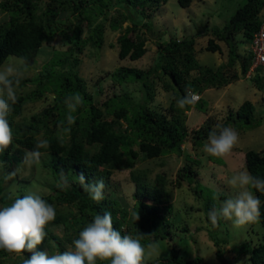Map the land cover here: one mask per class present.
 Here are the masks:
<instances>
[{
  "label": "trees",
  "instance_id": "1",
  "mask_svg": "<svg viewBox=\"0 0 264 264\" xmlns=\"http://www.w3.org/2000/svg\"><path fill=\"white\" fill-rule=\"evenodd\" d=\"M167 1L46 0L44 7L40 9L39 0H0V9L7 14V20L0 24V67L10 56L21 59L25 66H32L42 45L53 39L56 34H61L71 45L66 58L62 59L56 55L50 63L42 67L37 79L20 78L16 89H23L28 83L35 84L36 89L27 95H17L14 111L8 116L14 144L19 148L32 151L38 138L49 142L48 148L40 151L48 154L49 160L44 165L51 172L56 186L53 187V194L43 199L52 205L67 204L77 208L75 215L58 214L56 211V219L47 226V236L37 251L48 250L50 254L55 250L64 252L61 239L52 234L50 227L62 225L66 231L63 240L72 245V241L78 238L79 232L93 217L96 214L103 215L105 211L111 212L114 228L120 230L122 235L129 234L141 238L144 244L159 240L172 243L169 230L172 220L161 215L165 205L164 208L171 210L163 175H156L155 184L152 185L146 183L142 175L131 172L130 177L135 187V204L131 211L106 197L100 202L91 200L78 179L81 174L88 184L103 179L106 189L112 173L120 168L130 167L140 155L145 160L160 159L171 153L180 156L183 153L181 146L189 136L195 144L201 145L208 137V130L202 129L205 134L200 129L188 133L184 119L188 111L193 108L202 111L206 104L200 98L201 101L181 109L177 106V100L185 95L186 89L202 94L208 89H220L237 80L236 72L230 75L227 72L233 69L239 57L237 47L228 51L226 65L214 69L200 65L196 60L194 37L169 39L157 43V53L153 65L148 70L120 67L110 73L112 81L119 85L141 82L146 92L145 104L134 101L127 94L114 95L101 103L100 107L93 103V95L87 91L77 66L78 55L87 45L102 47L104 28L102 22L91 28L95 18L104 16V21L110 18L112 31H117L131 18L132 25L127 26L125 32L117 39L118 58L136 61L146 53V39L143 33H139L138 25L151 28L150 21L143 22L150 19L148 12L157 10ZM190 3L191 0H179L182 8L189 7ZM64 5H67L76 17L74 23L56 21L59 11L66 9ZM112 9L119 10L115 17L110 15ZM263 9V0H245L222 28L213 30L215 39L207 41L205 50L212 53L221 52L217 42L231 47L232 41L242 36L248 44L249 53L242 57L241 68L243 73L248 72L253 63L251 41L264 22V15H261ZM85 29L91 30L87 38H83ZM258 67L254 68L253 72ZM155 82H160L162 89L172 95L168 108L162 111L150 106L154 98L152 89ZM48 93L53 95L52 106L32 115L27 121L15 122V118L22 115L27 102L40 100ZM75 93L83 97L84 103L73 113L75 123L71 126L65 123V128L70 127V131L65 132L58 126L68 111L64 100L69 94ZM230 123L236 131L250 130L259 127L262 119L256 116V107L250 101H244L234 113L230 112L221 127H228ZM134 146L137 150H134ZM8 152L7 149L2 154V161L9 159ZM185 159L189 160V157L185 156ZM189 163L196 164L193 160H189ZM189 163L177 172L176 184L181 186L183 181L190 186L193 184L194 194L203 199L206 195L205 189L194 180L195 172ZM245 168L252 175L264 178V151H246ZM61 172L65 173L68 179V187L64 189L57 186L61 183ZM253 191L261 200V215L255 223L259 224L263 231L262 240L257 245L246 243L232 250L236 254L235 260L247 256L249 264H264V194ZM5 203L10 204L8 201ZM212 207H215L213 201L207 199L204 203L205 211ZM132 212L139 213V221L133 218ZM210 238L217 248L216 257L223 260L225 254L220 244L225 241L213 233ZM13 254L0 249V260ZM23 255L30 258L31 253L25 252ZM15 264L22 262L17 261ZM145 264H203V259L200 256H195L192 260L184 259L180 251L171 246L168 255L163 259L153 263L145 261Z\"/></svg>",
  "mask_w": 264,
  "mask_h": 264
},
{
  "label": "rangeland",
  "instance_id": "2",
  "mask_svg": "<svg viewBox=\"0 0 264 264\" xmlns=\"http://www.w3.org/2000/svg\"><path fill=\"white\" fill-rule=\"evenodd\" d=\"M45 2L46 0H39L40 9L44 7ZM244 2L245 0H191L189 7L182 8L179 5V0H168L157 10L148 12L150 19L143 22L150 21L151 28H142L141 24L138 25L139 33H143V37L146 39V53L136 61L118 58L117 39L125 32L127 26L132 25L131 18L123 23L117 31H112L109 24L110 18L104 21V16H97L91 28L102 22L104 28L102 47L95 48L87 45L78 55V74L85 81L87 91L93 95V103L100 107L106 99L120 94H127L134 101L146 103V92L142 88L141 82L119 85L112 81L110 73L120 67L148 70L153 65L158 42L194 37L196 60L200 65L214 69L220 65H226L228 51L237 47L239 57L236 59V64L233 69L229 71L226 69L229 75L236 72L237 80L220 89H208L200 94L206 108L202 111H197L194 108L188 111L184 125L188 133L191 130L199 129L201 132L202 129L208 130L206 132L213 129L219 131L223 123L227 121L230 112L234 113L244 101H250L256 107V116L262 119L259 127L237 131L239 143L232 153L224 158L212 157L203 152V144L207 138L199 145L195 144L189 136L181 146L183 153L180 156L171 153L160 159L145 160L140 155L130 167H123L112 173L104 196L109 200L117 201L118 205L127 211H131L135 204V187L130 177L131 172L142 175L144 181L152 185L155 184L156 175H163L166 179L165 188L169 192L168 204L171 205V210L164 208L165 205L161 215L172 220V225L169 228L172 243L155 241L159 245L158 252L151 259L146 260L148 263L163 259L173 246L180 251V255L184 259L192 260L195 256H200L203 259V264H249L247 256L235 260L236 254L232 249L246 243L254 246L262 240L263 231L259 224L254 222L237 228L234 227L232 221L221 218L216 225H212L207 214L214 207L208 211L204 209L207 199L213 201L215 208H219L224 200L237 194L238 190L232 189L227 182L232 175L246 169V151H264V65L259 66L250 77H248V72L243 73L242 57L248 55L249 50L248 44L242 36L236 37L232 41L231 47L223 42H217L221 52L212 53L205 50L207 41L215 39L213 30L222 28ZM64 8L66 9L59 11L55 18L56 21L68 24L69 21H72L74 23L76 17L72 14L71 9L67 5H64ZM118 11L112 9L110 15L115 17ZM261 15H264V9ZM6 20L7 14L0 9V24ZM152 31L154 32L152 33ZM90 34L91 30L85 29L83 38H87ZM70 46L61 34H56L53 39L42 45L32 66H25L21 59L10 56L0 68L10 63L14 68L19 69L22 79L34 80L39 77L42 67L50 63L56 55L62 59L66 58ZM56 69L58 70L59 67L57 66ZM34 89H36L35 84L28 83L25 88L16 89V95H27ZM152 90L154 98L150 106L158 111L167 109L171 103V93L165 92L160 82H155ZM52 105L53 95L49 93L40 100L27 102L22 115L15 118V122L27 121L32 115ZM228 127H232V124L230 123ZM202 133L205 134L204 131ZM133 148L137 150V147ZM8 150V160L2 161L3 153L0 154V205H5V201L11 203L15 198L22 197L29 192H35L42 198L52 195L56 182L44 165L49 160L48 154L42 153L40 163L29 166L22 165L25 152L28 151L19 148L14 144V141ZM185 156H188L189 160L195 161L196 164L189 163ZM188 163L192 164L194 169V180L205 189L206 193L204 194L206 195L203 196V199L194 194L193 184L190 186L186 181H183L181 186L176 184L177 172ZM18 167L20 168L15 177L5 182L3 180L4 173L12 172ZM53 206L58 214L75 215L77 212L74 205ZM50 228L52 234L61 239V245L65 251L72 246L63 240L66 231L62 225ZM184 229L187 231L185 232ZM68 233L72 235V232ZM212 233L220 240L225 241L220 244L225 254L223 260L216 257L217 248L210 238ZM45 252L50 254L48 250ZM56 252L58 251L55 250L54 253ZM0 261L2 264H15L17 261L22 262L23 257L13 254Z\"/></svg>",
  "mask_w": 264,
  "mask_h": 264
},
{
  "label": "clouds",
  "instance_id": "3",
  "mask_svg": "<svg viewBox=\"0 0 264 264\" xmlns=\"http://www.w3.org/2000/svg\"><path fill=\"white\" fill-rule=\"evenodd\" d=\"M252 72L249 69L250 75ZM21 76L19 69L10 63L0 68V154L13 145L14 135L8 116L14 111L13 106L17 102L16 86ZM199 96L201 98L200 94L186 89L185 95L177 100V106L183 109L199 101ZM83 103L79 93L69 94L65 98L64 104L68 111L58 125L63 131H70V127L65 128L64 125L75 123L73 113ZM238 143L239 133L233 127H220L219 131L213 129L208 133L202 150L209 156L224 158L232 153ZM48 146L47 140L38 138L35 148L25 152L22 165L39 164L42 156L40 149ZM19 168L5 172L3 180H12ZM59 175L61 183L57 186L61 189L68 187L65 173ZM78 179L91 200L100 202L105 198L103 179L92 184L85 182L83 174ZM227 183L232 189L238 190L237 194L224 200L219 208H212L207 214L208 220L216 225L223 218L232 221L237 228L256 222L261 215V200L253 190L264 194V178L254 176L245 169L232 175ZM131 215L139 221L138 212H132ZM55 219V207L35 192L17 197L10 204L0 205V249L23 256L22 264H145L158 252V242L144 244L141 238L122 235L120 230L114 228L112 214L108 211L103 215L96 214L66 251L51 255L37 251L38 246L45 241L47 226ZM25 252L31 253L30 258L24 257Z\"/></svg>",
  "mask_w": 264,
  "mask_h": 264
},
{
  "label": "built area",
  "instance_id": "4",
  "mask_svg": "<svg viewBox=\"0 0 264 264\" xmlns=\"http://www.w3.org/2000/svg\"><path fill=\"white\" fill-rule=\"evenodd\" d=\"M250 49L253 54V63L250 68V72L254 70L257 66H263L264 65V22L262 23V26L256 32L253 36V39L251 41ZM250 73H248V76ZM200 98V96H199ZM198 102V101H196ZM195 102V103H196Z\"/></svg>",
  "mask_w": 264,
  "mask_h": 264
},
{
  "label": "crops",
  "instance_id": "5",
  "mask_svg": "<svg viewBox=\"0 0 264 264\" xmlns=\"http://www.w3.org/2000/svg\"><path fill=\"white\" fill-rule=\"evenodd\" d=\"M249 49V48H248Z\"/></svg>",
  "mask_w": 264,
  "mask_h": 264
}]
</instances>
